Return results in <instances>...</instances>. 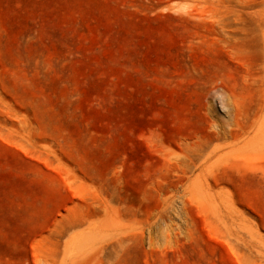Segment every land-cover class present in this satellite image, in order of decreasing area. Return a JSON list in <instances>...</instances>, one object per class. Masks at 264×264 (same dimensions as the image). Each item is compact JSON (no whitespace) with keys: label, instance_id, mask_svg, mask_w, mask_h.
<instances>
[{"label":"rangeland","instance_id":"obj_1","mask_svg":"<svg viewBox=\"0 0 264 264\" xmlns=\"http://www.w3.org/2000/svg\"><path fill=\"white\" fill-rule=\"evenodd\" d=\"M0 264H264V0H0Z\"/></svg>","mask_w":264,"mask_h":264}]
</instances>
